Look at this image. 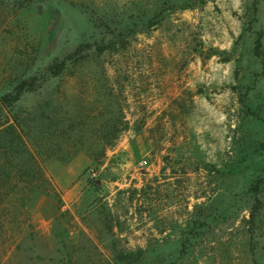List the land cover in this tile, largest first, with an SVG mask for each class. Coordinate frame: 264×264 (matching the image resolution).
Instances as JSON below:
<instances>
[{
	"label": "rangeland",
	"instance_id": "374dc122",
	"mask_svg": "<svg viewBox=\"0 0 264 264\" xmlns=\"http://www.w3.org/2000/svg\"><path fill=\"white\" fill-rule=\"evenodd\" d=\"M23 81L0 264H264V0H0Z\"/></svg>",
	"mask_w": 264,
	"mask_h": 264
},
{
	"label": "trees",
	"instance_id": "16d2710c",
	"mask_svg": "<svg viewBox=\"0 0 264 264\" xmlns=\"http://www.w3.org/2000/svg\"><path fill=\"white\" fill-rule=\"evenodd\" d=\"M65 61H66V59L63 61L57 62L50 67L52 76H57L58 74H60L62 72V70L66 64ZM26 84H27V82L23 81L19 85H17V87L15 88L13 93L2 96L0 98V104H3L5 106H11L12 104L16 103L20 99L21 94L26 90V88H27ZM11 127H12L11 125L6 127L4 133H7L8 135H10V133H13V128H11ZM116 136H117L116 134H111V135L105 134V135H102V140L104 139L105 143L108 146H111L113 144L114 140L116 139ZM5 144L6 143H5L4 139L2 140L0 138V147L2 148V150L6 148L4 146ZM101 154L102 155L104 154L103 150H102ZM27 171H28V167H26V165H24V171L21 172V174L22 175L24 174L25 176H29L26 173ZM40 175L42 176V174H40Z\"/></svg>",
	"mask_w": 264,
	"mask_h": 264
}]
</instances>
